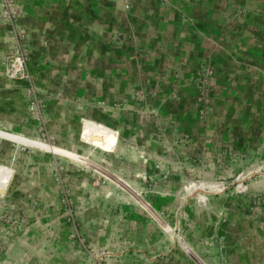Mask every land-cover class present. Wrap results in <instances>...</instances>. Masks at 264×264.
Masks as SVG:
<instances>
[{
	"label": "crops",
	"instance_id": "1",
	"mask_svg": "<svg viewBox=\"0 0 264 264\" xmlns=\"http://www.w3.org/2000/svg\"><path fill=\"white\" fill-rule=\"evenodd\" d=\"M130 6L125 9L119 0H13L18 19L11 26L1 18L0 0V110L15 114L16 105H24L16 86L6 84L2 65L19 46L29 55L37 84L48 92L51 127L65 135L66 128L82 122L75 133L79 141L107 151L121 167L116 180L142 191L124 194L129 203L117 205L107 222L101 220L106 211L96 197L82 205L78 226L92 247L107 248L103 258L72 251L74 261H69L63 256L70 249L65 233V248L63 241L55 245L62 260L59 255L55 260V243L46 236L51 226L19 223L0 238V264H264V214L256 199L211 192L201 203L175 188L164 189L181 183L176 171L181 159L196 160L204 153L207 164L213 165L214 156L228 161L218 134L212 130L204 145L193 139L181 143L180 136L157 140V128L143 125L133 111L132 96L144 84L149 100L165 101L168 89L181 83L174 73L187 77L201 61L219 73L233 68L239 51L244 52L234 53L226 41L244 36L229 25L264 24V0H130ZM87 104L92 105L88 114L82 109ZM113 129L124 138L115 148ZM18 178L38 181L30 175ZM148 184L155 191L139 186ZM138 195L149 208L134 203ZM170 227H177L180 237L166 234Z\"/></svg>",
	"mask_w": 264,
	"mask_h": 264
},
{
	"label": "rangeland",
	"instance_id": "2",
	"mask_svg": "<svg viewBox=\"0 0 264 264\" xmlns=\"http://www.w3.org/2000/svg\"><path fill=\"white\" fill-rule=\"evenodd\" d=\"M229 28L244 36L226 41L234 53L244 52L241 56L239 51L236 66L228 65V71L219 73L212 64L201 61L187 77L177 71L174 79L181 80L180 86L169 88L165 101L160 102L149 100L143 84L133 90V111L143 118V125L157 128L154 135L157 140L180 136L181 143L193 139L204 145L213 130L218 134V145L223 146L220 151L226 150L224 155L228 161L225 163L214 156L213 165L207 164L204 153L197 154L196 160L181 159L179 169L176 168L181 183L163 185L164 189L175 188L183 196L197 197L201 203L207 202V196L214 195L211 192L238 193L256 199L264 214V24H246L244 28L230 24ZM15 50L2 61L3 75L7 85L14 84L19 90L24 105L20 101L15 114L0 110V238L12 234L6 230L13 224H48L51 227L47 228L46 236L54 241V248L60 241H63L62 249L65 248L64 239H67L70 249L68 254L63 251V256L67 255L69 261H74L72 251L74 255L80 251L91 259L103 258L107 248L92 247L78 226L77 215L82 205L87 201L93 203L96 197L95 201L106 211L101 220L107 222L109 213L119 209L117 205L129 203L124 194L142 191L131 190L116 180V171L121 167L109 160L107 151L79 141L75 133L82 122L66 128L65 135L57 134L58 127H51L47 114L44 96L48 92L37 84L29 66V55L20 49L25 58L22 75L9 77L6 74V65L15 57ZM32 102L35 110L30 109ZM83 106L85 113H91V104ZM124 107L131 110L130 105H114L113 109L119 111ZM113 130L117 135L115 148L124 138L118 130ZM55 145L71 148L77 154ZM29 175L38 181L25 183L21 178L16 179ZM203 185L213 188L202 190ZM139 186H143L144 192L155 191L153 184ZM134 203L150 207L140 195ZM166 232L180 237L177 227H170ZM59 250L54 249L55 260L58 255V260H62Z\"/></svg>",
	"mask_w": 264,
	"mask_h": 264
},
{
	"label": "built area",
	"instance_id": "3",
	"mask_svg": "<svg viewBox=\"0 0 264 264\" xmlns=\"http://www.w3.org/2000/svg\"><path fill=\"white\" fill-rule=\"evenodd\" d=\"M122 2L125 9H130V0H119ZM1 18L6 21L7 24L13 26L16 20L18 19V11L13 7V0H1ZM15 57L8 61L6 65V74L9 77H15L17 75H22L21 72L25 67V58L23 57V53L20 51L18 47L13 54ZM28 77V74L25 75ZM30 109L35 110L36 106L34 102L30 105Z\"/></svg>",
	"mask_w": 264,
	"mask_h": 264
},
{
	"label": "bare ground",
	"instance_id": "4",
	"mask_svg": "<svg viewBox=\"0 0 264 264\" xmlns=\"http://www.w3.org/2000/svg\"><path fill=\"white\" fill-rule=\"evenodd\" d=\"M238 187H240V185H238ZM212 188L213 187H210L209 185H203L200 189H202V190H209V189L212 190Z\"/></svg>",
	"mask_w": 264,
	"mask_h": 264
},
{
	"label": "water",
	"instance_id": "5",
	"mask_svg": "<svg viewBox=\"0 0 264 264\" xmlns=\"http://www.w3.org/2000/svg\"><path fill=\"white\" fill-rule=\"evenodd\" d=\"M264 174V173H263Z\"/></svg>",
	"mask_w": 264,
	"mask_h": 264
}]
</instances>
